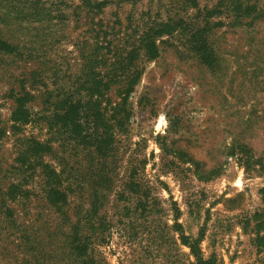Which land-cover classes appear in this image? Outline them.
I'll list each match as a JSON object with an SVG mask.
<instances>
[{
  "label": "rangeland",
  "instance_id": "374dc122",
  "mask_svg": "<svg viewBox=\"0 0 264 264\" xmlns=\"http://www.w3.org/2000/svg\"><path fill=\"white\" fill-rule=\"evenodd\" d=\"M0 39L19 53H0V127L31 72L30 91L78 99L105 84L110 103L139 73L107 160L106 237L88 244L96 264H195L179 232L204 261L264 264V0H0Z\"/></svg>",
  "mask_w": 264,
  "mask_h": 264
},
{
  "label": "trees",
  "instance_id": "16d2710c",
  "mask_svg": "<svg viewBox=\"0 0 264 264\" xmlns=\"http://www.w3.org/2000/svg\"><path fill=\"white\" fill-rule=\"evenodd\" d=\"M144 48L147 59L156 57L152 40ZM0 53L19 54L1 39ZM138 75L129 72L128 83L116 88L121 96L117 103L106 99L110 88L105 84L80 87L76 91L78 99H73L72 94L65 99L58 91L55 94L30 91L37 77L35 73L22 80L28 86L21 83L18 92L11 96L13 108L8 126L0 127L3 263L96 264L88 244L97 237L100 240L106 237L103 208L115 179L114 163L111 165L107 160L113 157V143L126 132L130 113L126 99ZM34 102L39 105L37 112L31 111ZM41 129L44 138L39 139L34 130ZM25 130L27 136L20 137ZM8 136L12 137L13 151L9 162L1 154V141ZM83 153L85 162L79 163L77 158ZM260 194L264 202V189ZM256 227L264 229V219ZM174 228L180 230L177 224ZM179 239L188 245L195 264H215L213 260L201 259L196 241L190 242L181 232ZM254 243L264 244V235L256 232Z\"/></svg>",
  "mask_w": 264,
  "mask_h": 264
}]
</instances>
